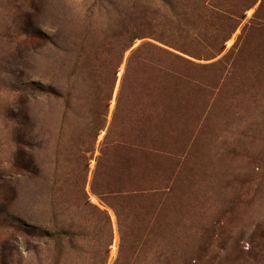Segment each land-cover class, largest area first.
I'll return each mask as SVG.
<instances>
[{"label":"rangeland","instance_id":"rangeland-1","mask_svg":"<svg viewBox=\"0 0 264 264\" xmlns=\"http://www.w3.org/2000/svg\"><path fill=\"white\" fill-rule=\"evenodd\" d=\"M196 5L0 0V264H264V0L224 22ZM139 46L149 60L132 65L122 112L142 101L154 116L131 164L112 144L120 127L101 149ZM121 59L98 131L104 106L90 86L99 75L106 94ZM134 180L145 191L130 207L103 195L105 182Z\"/></svg>","mask_w":264,"mask_h":264},{"label":"trees","instance_id":"trees-1","mask_svg":"<svg viewBox=\"0 0 264 264\" xmlns=\"http://www.w3.org/2000/svg\"><path fill=\"white\" fill-rule=\"evenodd\" d=\"M257 1L258 0H238V1L236 0H191V3L198 4L193 7L195 8L194 10H196L195 12L198 13L197 17L203 18V17L214 16L216 19H219L224 22V19L229 18L231 20L233 17H240V18L244 17L245 12L248 9L253 8L256 5ZM262 10L264 9H262V5H260V7L256 10L255 14L260 13ZM223 22L215 21L214 26L223 27L224 26ZM238 25H239V22L238 23L236 22L226 27V30H225L226 35L218 43L217 42L215 43V46H216L215 53L216 54H218L219 52L223 50V47H224L223 43L231 36V34L236 30ZM138 38L139 37L137 35L129 36V38L127 39L121 51L122 58L125 52L132 47L134 41ZM198 40L201 43L205 42L200 37L198 38ZM147 60L149 59L145 57L144 53L142 52L141 46L133 49L131 51V54L128 57L127 64H126L127 66H126L125 73L123 75L121 87L116 97V106L114 109L113 117L109 124V129H108L107 135L104 140V144L101 149V157L106 155V150H105L106 145L108 144V141L111 139L110 135H112V131L115 128V125L116 127H120V129L116 132V138L114 139L112 144L114 145L115 151L119 154V156L123 159L124 162H128L126 160H129L131 164L133 163V161L135 162L138 159L139 155L142 153L143 149H146L147 145L149 144L150 139H149L148 134L146 133L145 126H146L147 115L149 116L147 120L149 122L153 121V117H152L154 116L153 110H150V112L146 113L145 109L147 108L146 107L147 105L145 106V103H143L142 101H138L137 103H135L134 101L132 102L130 101L127 104V109H125L127 112L125 110L122 112L123 98L126 93V89H127L128 81H129L128 73L131 70V67L133 64L139 63V62L140 64H142L146 62ZM121 62H122V59L120 60V62H118L116 67L112 69V75H111L110 80L108 81L109 90L106 92V94H101L102 87H101V82H100L101 80H100L99 75L96 76L93 82V85L90 86L96 91L94 93L95 96L93 98L98 102H102L104 106V112H102V115L100 114V111L98 110L97 116L95 117L93 121L96 128H98V131L104 129L106 125L107 116L110 110V101L113 99V95L115 93L117 80H118V72H119L118 68L120 67ZM92 72L93 74L100 73V65H97V67L92 69ZM133 87L135 89V92L137 93L138 86L134 85ZM49 93L51 95H58V91L53 86L49 87ZM136 93L133 94V96H135ZM60 96L63 99H65V103L67 106L70 105L69 103L73 98L77 99V97L73 96L72 94V87L63 90ZM152 107L153 105L151 106V108ZM131 111L132 112L136 111L135 113L138 112L137 117H135L131 123V124H134V129H132L133 130L132 134L128 133V130H127L129 128L128 125L131 122L130 115H129L131 114ZM136 173H138V171H136ZM96 182L97 181L95 180L93 183V190H95L96 194L100 195L101 193L96 191L98 190V184ZM102 186L106 190L103 194L104 196L106 197L107 196H119V198H121L122 200L121 203L124 202V204L128 207H130V205L132 206V201H130L132 198L134 199L135 196H138V194H141L145 191V189L142 188V186L138 182H136V180L131 181L129 184H127V187L125 186L121 187V184L119 185V183L117 184V186H115V184L108 183V182L103 183ZM100 199L104 203H106L108 206H111L110 202L106 201L101 196H100ZM94 207L96 209V212L106 215V217L110 219L108 213H106L105 210L100 209L97 206H94ZM117 217H118V223L120 224L121 229H122L123 221L121 218V213L118 210H117Z\"/></svg>","mask_w":264,"mask_h":264}]
</instances>
